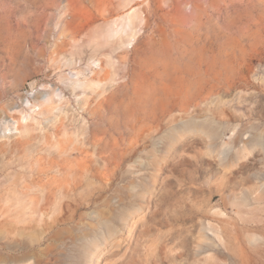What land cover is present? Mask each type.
Listing matches in <instances>:
<instances>
[{"label": "rangeland", "instance_id": "rangeland-1", "mask_svg": "<svg viewBox=\"0 0 264 264\" xmlns=\"http://www.w3.org/2000/svg\"><path fill=\"white\" fill-rule=\"evenodd\" d=\"M0 264H264V0H0Z\"/></svg>", "mask_w": 264, "mask_h": 264}]
</instances>
